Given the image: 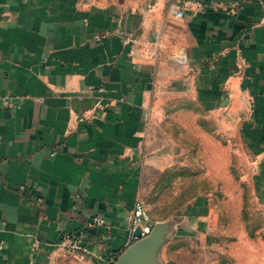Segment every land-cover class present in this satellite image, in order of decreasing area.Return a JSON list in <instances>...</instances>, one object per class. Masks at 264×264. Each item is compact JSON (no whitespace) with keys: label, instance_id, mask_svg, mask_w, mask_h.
<instances>
[{"label":"crops","instance_id":"0c3cea01","mask_svg":"<svg viewBox=\"0 0 264 264\" xmlns=\"http://www.w3.org/2000/svg\"><path fill=\"white\" fill-rule=\"evenodd\" d=\"M263 19L264 0H0V264H114L190 109L238 125L264 203ZM207 220L150 216L173 229L148 264H188L180 241Z\"/></svg>","mask_w":264,"mask_h":264},{"label":"rangeland","instance_id":"374dc122","mask_svg":"<svg viewBox=\"0 0 264 264\" xmlns=\"http://www.w3.org/2000/svg\"><path fill=\"white\" fill-rule=\"evenodd\" d=\"M172 122L177 161L147 198L149 215L207 216V230L180 241L188 250L179 258L188 264H264V203L252 187L254 157L238 125L199 109L175 114Z\"/></svg>","mask_w":264,"mask_h":264},{"label":"built area","instance_id":"2783aa9c","mask_svg":"<svg viewBox=\"0 0 264 264\" xmlns=\"http://www.w3.org/2000/svg\"><path fill=\"white\" fill-rule=\"evenodd\" d=\"M179 15H181V13H179ZM105 225H107V220L102 215H95L88 219L80 229L65 232L61 237L60 245L66 252L72 255H80L86 250L83 239L84 230ZM137 228L140 229L139 236L134 234ZM151 231L152 225L150 223V215L145 208L144 202L141 199H137L133 205L132 224L129 233L130 238L132 240H137L145 237Z\"/></svg>","mask_w":264,"mask_h":264},{"label":"water","instance_id":"95a60500","mask_svg":"<svg viewBox=\"0 0 264 264\" xmlns=\"http://www.w3.org/2000/svg\"><path fill=\"white\" fill-rule=\"evenodd\" d=\"M169 224V225H168ZM163 226H172L167 235H170L173 229V224L170 222L163 223L157 226L155 230L143 238H139L136 242L131 244L116 260L114 264H148L150 255L155 246L160 243L165 237ZM135 235H140V229L137 228Z\"/></svg>","mask_w":264,"mask_h":264}]
</instances>
